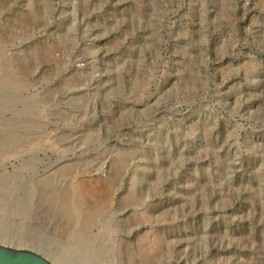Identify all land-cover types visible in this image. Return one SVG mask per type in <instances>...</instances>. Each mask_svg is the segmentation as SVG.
<instances>
[{"label":"rangeland","instance_id":"obj_1","mask_svg":"<svg viewBox=\"0 0 264 264\" xmlns=\"http://www.w3.org/2000/svg\"><path fill=\"white\" fill-rule=\"evenodd\" d=\"M0 241L264 264V0H0Z\"/></svg>","mask_w":264,"mask_h":264},{"label":"water","instance_id":"obj_2","mask_svg":"<svg viewBox=\"0 0 264 264\" xmlns=\"http://www.w3.org/2000/svg\"><path fill=\"white\" fill-rule=\"evenodd\" d=\"M0 264H56L40 252L0 241Z\"/></svg>","mask_w":264,"mask_h":264}]
</instances>
